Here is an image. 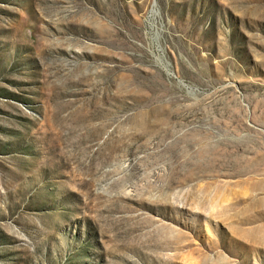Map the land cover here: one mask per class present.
Wrapping results in <instances>:
<instances>
[{
	"label": "rangeland",
	"instance_id": "374dc122",
	"mask_svg": "<svg viewBox=\"0 0 264 264\" xmlns=\"http://www.w3.org/2000/svg\"><path fill=\"white\" fill-rule=\"evenodd\" d=\"M0 264H264V0H0Z\"/></svg>",
	"mask_w": 264,
	"mask_h": 264
}]
</instances>
